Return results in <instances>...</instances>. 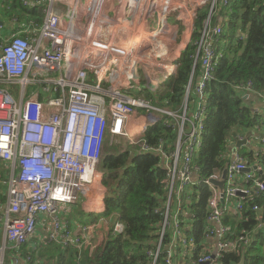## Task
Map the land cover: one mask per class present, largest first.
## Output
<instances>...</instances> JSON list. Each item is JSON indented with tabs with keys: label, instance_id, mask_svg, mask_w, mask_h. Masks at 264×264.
I'll use <instances>...</instances> for the list:
<instances>
[{
	"label": "built area",
	"instance_id": "built-area-1",
	"mask_svg": "<svg viewBox=\"0 0 264 264\" xmlns=\"http://www.w3.org/2000/svg\"><path fill=\"white\" fill-rule=\"evenodd\" d=\"M39 1L41 23L30 19L19 31L10 33H4L0 25V162L8 167L0 264H7L5 252L2 254L7 245L13 243L18 248L26 244L45 214L54 224L50 239L87 251L92 236L73 237L63 229L60 210L63 204L77 203L81 194H91L103 159L114 149L127 148L117 145L121 140L128 147L138 146V153H158L166 169L168 201L163 208L161 239L153 252L154 264L167 232L171 239L166 264H179L180 256L188 264H220L223 253L238 252L240 243L247 244L248 239L229 238L224 216L243 209L237 190L248 195L264 191V181L257 178L264 168L247 165L235 153L221 190L211 180H221L223 173L199 179V169L193 164L206 132L207 83L222 57L215 38L222 34L223 26L220 22L213 25L214 19L223 7L230 6L229 0H124L121 11L132 8L134 30L125 47L105 40L104 24L116 22L104 15L106 0H69L67 9L61 5L63 0ZM22 3L31 6L30 0ZM203 7L209 12L200 38L192 42L198 50L182 108L155 105L151 97L168 89L193 41L196 11ZM144 37L163 47L148 54L142 48ZM159 123L176 128V149L151 146L144 139L146 131ZM249 167L252 171L244 172ZM241 173L246 182L254 181V189L239 183ZM200 182L212 191L208 221L213 227L206 234L209 244L196 257L197 245L186 233L179 214L182 194ZM174 200L176 212L172 210ZM96 203L105 207L104 200ZM254 209L259 210L257 206ZM123 231L119 216L111 232L117 235Z\"/></svg>",
	"mask_w": 264,
	"mask_h": 264
},
{
	"label": "trees",
	"instance_id": "trees-1",
	"mask_svg": "<svg viewBox=\"0 0 264 264\" xmlns=\"http://www.w3.org/2000/svg\"><path fill=\"white\" fill-rule=\"evenodd\" d=\"M229 3L230 6L222 8L213 24L220 22L223 26L222 34L215 38L222 57L218 60L213 79L206 87V132L203 145L193 163L199 169V179L222 174L233 160L230 158L231 146L237 142L238 137L254 127L264 128V113L255 112L252 99L246 98V94L251 92L264 97V0H229ZM0 4H4L6 11L12 16L23 18L29 13L22 0H0ZM224 11L228 17L221 22L219 16ZM208 12V7L196 11L195 40L200 38ZM239 28L245 34L244 37L236 35ZM196 54L197 46L192 43L183 53L168 89L160 90L158 98H153L155 105L175 110L182 108L186 87L195 68ZM199 72L200 62L194 72V86ZM176 137L175 127L159 123L146 131L144 139L151 146L173 149ZM136 149L138 146H129L124 151L114 149L102 162L103 166L114 169L119 178L117 189L110 197L105 198V215L119 214L124 231L117 235L111 234L105 249L94 261L83 259L86 251L82 248L53 245L55 252L50 248L47 252L56 259V264H154L153 252L157 250L161 239L160 232L165 218L163 208L168 201L166 169L158 153H138ZM238 154L247 165L259 164L264 168V152L257 155L254 150L243 145ZM7 176V166L0 162L2 203L7 200L8 184H3L8 181ZM257 178L264 181V171H258ZM239 183L250 189L255 188L254 181H245V174L239 179ZM211 194L210 186L205 182L194 185L182 194L179 219L183 220L182 226L188 236L195 240L196 257L209 244L205 236L209 228L213 227L208 221ZM237 198L244 204L243 209L237 214H225L224 224L229 229V238L238 239L243 236L248 242H241L238 252L223 253L220 264H238L243 254L245 264H264V191ZM177 206L178 203L174 200L173 212H176ZM256 206L259 210L254 209ZM170 239L171 234L167 232L156 264H166V250ZM27 246L24 244L19 248L25 251ZM27 252V255L32 254L29 250ZM42 252L43 248L41 254ZM182 261L184 262L179 264H188L184 257Z\"/></svg>",
	"mask_w": 264,
	"mask_h": 264
},
{
	"label": "crops",
	"instance_id": "crops-1",
	"mask_svg": "<svg viewBox=\"0 0 264 264\" xmlns=\"http://www.w3.org/2000/svg\"><path fill=\"white\" fill-rule=\"evenodd\" d=\"M30 4L31 6L26 7L29 10V13L23 18H20L16 14V16H12V14L6 11L4 4H0V25L3 27L4 33L19 31L23 27V24L25 22L27 23L30 19H35L38 23L42 22V4L40 1L30 0ZM68 4L69 0H63L61 3L65 9H67ZM123 4L124 0H106V5L104 8L105 17L114 18L116 21L115 25L109 23L104 24L106 29L105 40L121 47H125L127 45L134 32V30L131 28V14L133 10L132 8H129L125 12L121 11ZM172 19L175 21L173 17ZM118 21H123V23ZM178 27L181 29L183 26L178 25ZM182 35L183 34H181V37ZM181 37L178 34V38L180 39ZM143 39L142 48L148 54H151L153 51H157L159 48L163 47V44L160 42H155L153 40L149 41L145 37ZM246 98L252 99V105L255 112L264 113V97L257 96L251 92L246 94ZM241 137L248 139V142L245 146L251 150H254L257 155L258 153L260 154V152H264L263 127H254ZM235 145L236 143L231 146L232 152L230 158H235ZM4 164L7 166L6 163ZM243 177L244 173H241L239 178L242 179ZM193 178L195 181H197L196 174H194ZM118 184L119 178L115 175V170L107 168L101 163L97 170L96 181L93 189L91 190V194L88 196L81 194L77 203L63 204L60 210L61 219L63 221V229L69 230L73 237L81 235L92 236L93 239L91 240V245L87 251L85 250L86 254L84 253L87 257L83 258L85 260H88L89 258V260L94 261L96 256H98L105 249L112 234L111 228L113 224L119 220V214L106 216V206L101 207L96 203L97 199H101V201L104 200L105 203V198L110 197L114 193L118 187ZM7 204L8 199L0 204V247L5 241L4 226L3 221L1 220V214H3L4 210L7 208ZM53 225V221L48 215H42L41 220L38 223L36 233L26 243L28 246L27 250L25 251L21 250L19 247H14L13 243H9V249H13L8 253L9 263L56 264V259L53 258L49 252H47L49 251V248L55 252L53 245H62V242L50 239L52 230L54 228ZM42 248L43 252L41 254ZM28 250L29 253H32L29 254V256L27 255Z\"/></svg>",
	"mask_w": 264,
	"mask_h": 264
},
{
	"label": "water",
	"instance_id": "water-1",
	"mask_svg": "<svg viewBox=\"0 0 264 264\" xmlns=\"http://www.w3.org/2000/svg\"><path fill=\"white\" fill-rule=\"evenodd\" d=\"M0 24H1V22H0ZM234 135L236 136L237 134L234 133ZM247 142H248L247 138H242V139L238 138L237 142H236V145L234 147V153H237L238 149L241 148L243 145H246ZM251 171H252V169L250 167L244 170V172H251ZM226 178H227V169L224 170L221 180L212 179L211 182L213 184L219 186L221 190H224L225 185H226ZM253 194H255V192H253ZM236 195L238 197H246V196H248V193L243 192L241 190H237ZM238 264H245V256H244V254L242 256L241 261Z\"/></svg>",
	"mask_w": 264,
	"mask_h": 264
},
{
	"label": "rangeland",
	"instance_id": "rangeland-1",
	"mask_svg": "<svg viewBox=\"0 0 264 264\" xmlns=\"http://www.w3.org/2000/svg\"><path fill=\"white\" fill-rule=\"evenodd\" d=\"M81 8H82V6H81ZM65 17L67 18V15H65ZM220 18H221V22H223L225 19H227V17H228V14L224 11L223 12V14H221L220 16H219ZM67 21V20H66ZM236 35L237 36H239V35H242V37H244L245 36V34L243 33V31L241 30V28H239L238 30H237V32H236ZM179 36L181 37V34H179ZM195 41V39H194V37H193V41H190V44H192V42H194ZM187 49V48H186ZM198 50V49H197ZM153 98L154 99H157L158 98V96H152L151 97V99H152V101H153ZM184 100V99H183ZM160 104V103H159ZM117 145H119V146H125V147H128V144H127V142H124L123 140H121L120 142H118V144ZM174 148H175V144H174ZM173 148V149H174ZM176 149V148H175ZM3 184L6 186V182H3ZM7 190H8V188H7ZM6 190V191H7ZM1 204H2V201H1ZM207 234V233H206ZM206 237V236H205ZM42 242V241H41ZM2 247V246H1ZM0 247V248H1ZM7 247H8V245H7ZM13 249H9V248H7L6 250H4V251H2V254H3V256H4V252H5V258L7 259V263L8 264H10L9 263V259H8V253L10 252V251H12ZM82 250H85L84 248H82ZM183 251H185V249L183 250ZM203 251H204V249H203ZM232 252H236L235 250H232ZM29 256V255H28ZM5 259V260H6ZM182 259H183V257H179V259H178V261H179V263H183L184 261H182ZM186 262V261H185Z\"/></svg>",
	"mask_w": 264,
	"mask_h": 264
},
{
	"label": "bare ground",
	"instance_id": "bare-ground-1",
	"mask_svg": "<svg viewBox=\"0 0 264 264\" xmlns=\"http://www.w3.org/2000/svg\"><path fill=\"white\" fill-rule=\"evenodd\" d=\"M84 234V233H83Z\"/></svg>",
	"mask_w": 264,
	"mask_h": 264
}]
</instances>
